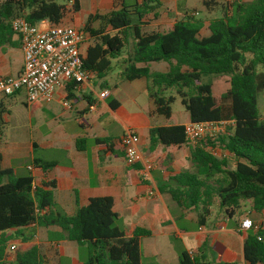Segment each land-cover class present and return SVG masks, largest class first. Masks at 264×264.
<instances>
[{
  "label": "trees",
  "instance_id": "trees-1",
  "mask_svg": "<svg viewBox=\"0 0 264 264\" xmlns=\"http://www.w3.org/2000/svg\"><path fill=\"white\" fill-rule=\"evenodd\" d=\"M59 1L0 0V49L12 45L11 23L18 17L32 25L48 21L58 26L69 13L81 10L78 0ZM164 1L114 0L109 13L89 15L82 29L90 41L83 67L93 79L104 81L117 61L124 66L123 80L144 78L155 116L169 120L179 98L191 123L229 122L217 138L202 139L190 148L192 170L171 175L159 189L179 207L196 209L201 222L216 203L227 217H233L245 201L252 202L254 212L263 213L264 118L258 96L264 91V0H202L207 13L217 8L222 11L209 21L208 36L202 35L205 20L189 13L168 32H144V20L148 16L158 19ZM160 62L169 65L167 72H152L147 67ZM223 75L230 77V88L216 99L212 83H204L203 77ZM102 85L107 86L106 82ZM5 114L0 104V136ZM95 142L111 146L108 139ZM83 143L77 141L78 150H83ZM187 144L184 126L149 130V152ZM33 166L45 174L54 168L40 160ZM55 188L54 182L36 185L31 175L17 176L4 169L0 155V264H44L36 245L18 251L14 258L8 257L7 250L13 241L31 243L34 229L51 228L61 230L59 241L87 248L83 264H143L140 240L152 233L137 228L128 236L112 197L92 198L83 207L76 200L77 210L69 216L56 204ZM244 255L247 264H264V223L247 234ZM178 264L207 263L204 257L181 250Z\"/></svg>",
  "mask_w": 264,
  "mask_h": 264
},
{
  "label": "crops",
  "instance_id": "crops-1",
  "mask_svg": "<svg viewBox=\"0 0 264 264\" xmlns=\"http://www.w3.org/2000/svg\"><path fill=\"white\" fill-rule=\"evenodd\" d=\"M78 1L80 12L69 13L62 23L80 29L89 15L107 14L115 5L114 0H91L85 10L83 1ZM169 1L163 2L158 19L148 16L144 20V32H168L188 13L187 6L180 9L178 0H173V7H168ZM199 2L202 5V0ZM204 30L202 35L208 36V26L207 34ZM11 42L12 45L0 49V79L17 76L23 69L20 39L14 35ZM89 44L87 37L82 47L84 55ZM116 62L104 81L93 79L83 85L66 84L57 89L51 99H41L33 105L27 103L24 92L10 97L0 95L7 125L0 136L2 167L13 170L17 176L31 175L36 185L56 183L55 202L69 216L77 210L76 200L83 207L92 198L112 197L114 211L123 221L128 236L137 228L152 233L140 240L143 264H178L181 250L204 257L207 264H247L244 246L249 232L242 231L241 222L250 218L258 229L259 224L264 223V212H254L252 202L245 201L249 203L244 205L243 202L233 217H227L216 203L201 222L196 209L181 208L168 193L160 191V183L171 175L192 170L189 169L191 146H160L149 152V130L154 126H185L191 123L189 116L181 122H173V113L169 120L153 115L154 105L146 80H123L124 66ZM147 67L161 73L169 69L165 62L151 63ZM103 82L107 86H103ZM103 91L109 93L106 98H102ZM16 96L22 98L20 105L13 101ZM12 110L17 112L14 114ZM13 122H18L21 128H11ZM128 131L140 138L141 161L137 167L126 163L119 144ZM96 139H108L111 146L96 144ZM78 140L85 141L80 145L83 150H78ZM23 159L24 164H19ZM35 160L52 163L54 168L45 174L33 166ZM147 162L153 164V169L145 178L143 170ZM33 231L42 232L44 241L33 240L23 245L39 247L44 264H49L45 249L56 256L54 264H63L66 259L68 264H83L76 243L58 240L59 228Z\"/></svg>",
  "mask_w": 264,
  "mask_h": 264
},
{
  "label": "built area",
  "instance_id": "built-area-1",
  "mask_svg": "<svg viewBox=\"0 0 264 264\" xmlns=\"http://www.w3.org/2000/svg\"><path fill=\"white\" fill-rule=\"evenodd\" d=\"M11 24L21 42L24 65L19 75L0 79V95L10 97L24 92L27 103L33 105L41 99H51L55 91L66 84L83 85L92 82L93 75L83 67L82 47L87 37L82 29L64 23L53 26L48 21L32 25L23 17L14 19ZM108 95V91H103L102 98ZM229 124H186L185 139L189 145H195L205 138L214 140ZM119 144L129 166L141 161L140 138L137 134L126 132ZM152 169L151 162L145 163L143 176L149 177ZM255 228L250 218L241 222L244 232ZM16 248L13 244L10 250L14 252Z\"/></svg>",
  "mask_w": 264,
  "mask_h": 264
},
{
  "label": "rangeland",
  "instance_id": "rangeland-1",
  "mask_svg": "<svg viewBox=\"0 0 264 264\" xmlns=\"http://www.w3.org/2000/svg\"><path fill=\"white\" fill-rule=\"evenodd\" d=\"M84 3V8L85 10L88 9V7L90 6V1L91 0H82ZM233 1V0H230ZM244 2H249L252 0H243ZM60 3H67V0H60ZM173 0L169 1L168 3V7H173ZM88 4V6H87ZM178 4L180 6V9H182L184 6H187V8H189L188 13L191 14L194 17L197 18H202L205 20L206 22V28L204 30V34H207V26L210 20L220 17L222 15V11L221 8H217L215 11H213L212 13H207L203 8L202 5L200 4L199 0H178ZM195 8V10H194ZM259 71H262V69L260 68ZM229 76L223 75V76H205L203 77V82L204 83H212L213 85V96L216 99H219L221 97V95L223 93H225L229 88H230V84H229ZM172 94L175 95V93L173 92ZM22 100L21 96H16L13 101H16L18 104L19 102ZM20 105V104H19ZM24 110H26V108L24 106H22ZM258 109L259 112L261 114V117L264 118V91H262L259 96H258ZM12 112L15 114V112L12 110ZM172 113H173V117L172 120L173 122H181L184 120L185 117H188V114L185 110V108L183 107V105L181 104V101L179 98H177L176 102L172 105ZM7 125H5L6 127ZM11 128L14 129H19L21 128V125L18 124V122H13L10 126ZM4 129V128H3ZM91 145V144H90ZM89 145V148H90ZM191 147L194 146V144L190 145ZM222 154H218V156H220ZM25 159V158H24ZM19 161V164H24L25 160ZM192 168V165L189 163V169ZM249 202H245L244 205H247ZM123 224V221L120 223V226ZM34 238L32 239V241L34 240V242H38V243H42L44 241V236L43 233L40 231H34ZM36 237V238H35ZM20 241H13L12 243L9 244V248L7 250L8 252V257L9 258H14L16 253L22 249H27L28 245H23L19 243ZM16 245L17 248L14 252H12L10 250L11 245ZM80 249V255H79V259L80 262L84 263L87 258H88V250L86 247H79ZM46 251V259L48 261L49 264H54L55 260H56V256L53 254L52 251H49L47 249H45ZM68 260H64L63 264H68Z\"/></svg>",
  "mask_w": 264,
  "mask_h": 264
}]
</instances>
